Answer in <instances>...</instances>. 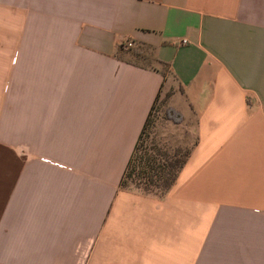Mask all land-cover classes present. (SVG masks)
Wrapping results in <instances>:
<instances>
[{"label":"crops","instance_id":"obj_1","mask_svg":"<svg viewBox=\"0 0 264 264\" xmlns=\"http://www.w3.org/2000/svg\"><path fill=\"white\" fill-rule=\"evenodd\" d=\"M162 96L185 160L120 187ZM0 264H264V0H0Z\"/></svg>","mask_w":264,"mask_h":264},{"label":"trees","instance_id":"obj_2","mask_svg":"<svg viewBox=\"0 0 264 264\" xmlns=\"http://www.w3.org/2000/svg\"><path fill=\"white\" fill-rule=\"evenodd\" d=\"M156 99L157 97L149 108V111L145 117L142 128L133 147V151L126 164L125 170L121 175L119 181L120 187H124L127 177L136 175L138 178L146 181L147 184H154L155 187L160 188L163 192L171 185V183H173L176 172L185 160L186 152H180V150H175L171 155H167L165 152L159 153L160 160L155 159L153 156H146L141 159V165L135 173V168L132 164L134 152L137 149L139 141L141 140V136L143 135V132L150 121V116L154 108ZM162 118L164 120H170L174 123H178L181 120L180 114L178 112H175L170 107H164L162 111Z\"/></svg>","mask_w":264,"mask_h":264},{"label":"rangeland","instance_id":"obj_3","mask_svg":"<svg viewBox=\"0 0 264 264\" xmlns=\"http://www.w3.org/2000/svg\"><path fill=\"white\" fill-rule=\"evenodd\" d=\"M164 71L165 68L163 67V72ZM164 101L165 99L163 96L156 99L150 116V121L141 136L137 149L134 152L132 164L135 168V173L141 165V159L146 156H153L155 159L160 160L159 153L165 152L164 149L158 147L159 144L163 142L167 144L168 142L167 131L163 130V126L166 124L165 120L162 118V111L165 103ZM124 186L127 188L137 189L145 193L160 194L162 192V190L155 187L154 184H147L146 181L138 178L136 175L127 177Z\"/></svg>","mask_w":264,"mask_h":264},{"label":"built area","instance_id":"obj_4","mask_svg":"<svg viewBox=\"0 0 264 264\" xmlns=\"http://www.w3.org/2000/svg\"><path fill=\"white\" fill-rule=\"evenodd\" d=\"M132 46H133V44H132L131 41H126V42H123V43L119 44V48H121L123 50L129 49Z\"/></svg>","mask_w":264,"mask_h":264}]
</instances>
